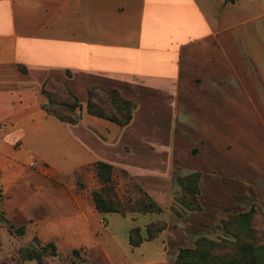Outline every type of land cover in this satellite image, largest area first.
Returning a JSON list of instances; mask_svg holds the SVG:
<instances>
[{"label":"crops","instance_id":"1","mask_svg":"<svg viewBox=\"0 0 264 264\" xmlns=\"http://www.w3.org/2000/svg\"><path fill=\"white\" fill-rule=\"evenodd\" d=\"M48 79L78 97L77 124L42 109ZM89 87L133 102L131 122L89 115ZM96 162L153 178L155 202L162 176L200 173L209 221L264 211V0H0V264L99 243L107 214L74 181Z\"/></svg>","mask_w":264,"mask_h":264},{"label":"rangeland","instance_id":"2","mask_svg":"<svg viewBox=\"0 0 264 264\" xmlns=\"http://www.w3.org/2000/svg\"><path fill=\"white\" fill-rule=\"evenodd\" d=\"M48 88L52 92L61 89L57 84ZM190 176H196L195 181H192ZM200 178V173H174L162 176L161 182L156 183V187L153 189L162 193L165 200L155 202L142 187L143 180L144 185L149 184V187H153V178L145 177L138 180L126 172L114 171L113 193L117 196L120 204L126 208L127 213L124 216L119 213L105 216L106 220L103 225L106 226V230L104 228L99 230L98 244L95 245L93 239H87L86 248L70 251L69 248L63 246L59 247L58 252L56 249H47L45 253L41 254L42 257L44 256L43 264H175L179 249H194L203 240L212 244L203 243L210 249V252L218 256L221 253H232V248L235 249L239 242L264 244L263 218L257 217L253 221L251 220L250 230L247 229L246 219L239 218L240 215L255 207L264 217V211L257 204L243 205L235 212L223 213L215 222L209 221L207 216L202 215L203 208L199 201ZM74 181L77 191L81 192L84 197L86 196L93 204L91 194L100 188L94 169L85 168L82 173H75ZM145 195L161 208L160 213H139L130 209ZM152 195L154 196V193ZM69 210L72 208H66V211ZM149 225H155V228L164 225V230L157 234V237L152 241H146ZM135 228H138L143 243L137 248H132L128 236L129 231ZM213 243L220 247L216 249ZM37 244V242H33L23 246L18 252H12L16 263L21 264L28 259L27 251L36 250L39 252ZM0 257L2 259L5 256L0 254ZM14 260H12L13 263L7 261L6 264H14ZM26 264H37V262L28 261Z\"/></svg>","mask_w":264,"mask_h":264},{"label":"trees","instance_id":"3","mask_svg":"<svg viewBox=\"0 0 264 264\" xmlns=\"http://www.w3.org/2000/svg\"><path fill=\"white\" fill-rule=\"evenodd\" d=\"M231 1V0H227ZM60 85L61 89L57 92L49 91L51 85ZM54 89V88H52ZM41 94L46 99L42 105V109L47 115L55 117L57 120L75 125L80 120V111L82 109L78 97L73 94L69 87L55 79H48L41 87ZM135 105L133 102L124 99L116 90H102L99 87H89L87 89L86 111L89 115L109 120L119 126H126L132 120ZM96 179L100 188L92 192V201L94 208L101 214L119 213L124 216L127 213L115 193H113V167L103 162H96L93 165ZM196 176H190L195 181ZM134 212L139 213H160L161 208L154 203L147 195L130 208ZM263 218L260 210L255 207L249 212L240 215L239 218H245L247 221V229L250 230V222L254 218ZM155 225L147 227L146 241H152L157 234L164 230V225H159L155 229ZM154 230V231H153ZM19 233L23 232L22 228L17 229ZM129 244L132 248H137L143 243V238L139 234L138 228L129 231ZM203 243L209 241L203 240L199 242L194 249L182 248L175 259V264H264V244H255L250 242H239L232 253H221L219 256L210 252ZM211 244V243H209ZM214 244V243H213ZM212 245V244H211ZM216 249L220 246L214 244ZM47 249H54L49 244L36 250L27 251L28 260H35L38 264H42V253Z\"/></svg>","mask_w":264,"mask_h":264},{"label":"built area","instance_id":"4","mask_svg":"<svg viewBox=\"0 0 264 264\" xmlns=\"http://www.w3.org/2000/svg\"><path fill=\"white\" fill-rule=\"evenodd\" d=\"M39 164L32 158L31 159V161H30V163H29V167H31V168H39Z\"/></svg>","mask_w":264,"mask_h":264},{"label":"water","instance_id":"5","mask_svg":"<svg viewBox=\"0 0 264 264\" xmlns=\"http://www.w3.org/2000/svg\"><path fill=\"white\" fill-rule=\"evenodd\" d=\"M231 3H233V0H231Z\"/></svg>","mask_w":264,"mask_h":264}]
</instances>
